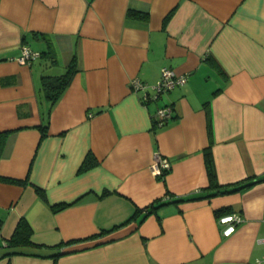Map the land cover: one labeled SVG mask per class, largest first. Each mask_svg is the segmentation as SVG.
<instances>
[{
    "label": "crops",
    "instance_id": "crops-1",
    "mask_svg": "<svg viewBox=\"0 0 264 264\" xmlns=\"http://www.w3.org/2000/svg\"><path fill=\"white\" fill-rule=\"evenodd\" d=\"M23 45L41 55L19 63ZM74 58L50 103L41 76ZM163 67L186 82L143 102ZM4 130L0 264H264V180L192 199L208 146L220 185L264 178V0H0ZM227 211L240 222L224 236ZM22 218L33 244L6 245Z\"/></svg>",
    "mask_w": 264,
    "mask_h": 264
},
{
    "label": "trees",
    "instance_id": "trees-1",
    "mask_svg": "<svg viewBox=\"0 0 264 264\" xmlns=\"http://www.w3.org/2000/svg\"><path fill=\"white\" fill-rule=\"evenodd\" d=\"M128 14H136L137 15L138 13L130 11ZM139 15L140 14H138V16ZM142 15L143 14H141L140 16H142ZM43 53H48V52H43ZM40 55H41V53L39 52V56ZM76 70H77L76 60L74 58L67 65L65 72H63L62 74H59V75H42L41 76L40 89L43 92L45 98L48 99L50 101V103L53 104L59 98V96L62 94L64 89L67 87V85L71 81V78H72V76ZM8 132H9V130L0 131V155L2 153V149L4 147ZM208 132L211 133V119H210V117L208 119ZM203 156H204L205 171H206L207 180H208V184L206 187L207 193L205 195H202V196L193 197L192 199L200 198V197H207L208 198L211 196H215L217 194H224V193H228V192H233L236 190H240V189L249 187L256 182L264 180V178L250 177L249 180L245 179V180H243L239 183H235L233 185L222 186L218 183V180H217L214 158H213V154H212V151L210 149V146L206 147L203 150ZM94 164H96V159L90 153H88L86 155V157L84 158V160L82 161L79 169L85 170ZM168 169H162L160 175H164L168 171ZM4 180H6L8 182L19 183V184H25L26 183L25 180H20V179L4 178ZM35 189H36V192L38 193V195L40 196V198H42L43 200H46V197H45L43 190L38 188V187H36ZM62 206L63 205H61L60 207H62ZM151 207H153V206L151 205ZM59 208H55V209H59ZM139 211H140L139 209L136 210L135 214H137ZM145 211L146 212L149 211L148 208H146ZM227 212H230V211H227ZM31 232H32V230H31V227L29 226L28 222L23 218L20 219L18 221V223L16 224L11 237L6 241V245L11 246V247L22 246V245H32L33 243L30 240ZM13 252H15V251H13ZM13 252H11V253H13Z\"/></svg>",
    "mask_w": 264,
    "mask_h": 264
},
{
    "label": "built area",
    "instance_id": "built-area-1",
    "mask_svg": "<svg viewBox=\"0 0 264 264\" xmlns=\"http://www.w3.org/2000/svg\"><path fill=\"white\" fill-rule=\"evenodd\" d=\"M38 56L39 51L32 49L28 45H23L21 53L16 59L19 63H27ZM186 80L187 77L185 74H177L170 67H163L161 69L160 78L154 85H151L150 87L154 90V92L152 94L144 93L142 96V101L147 102L150 99H156L161 93L167 92L176 86L183 85ZM129 85L132 91L144 90L148 86L146 83L137 78L131 79ZM172 112L173 108L171 105H163L158 107L155 113L152 115L154 124L159 126L162 125L172 116ZM168 168H170V161L167 158L156 154L152 164L153 172L160 174L162 169ZM239 222L240 218L232 212L218 216V223L221 225V232L224 236H228L234 232Z\"/></svg>",
    "mask_w": 264,
    "mask_h": 264
}]
</instances>
